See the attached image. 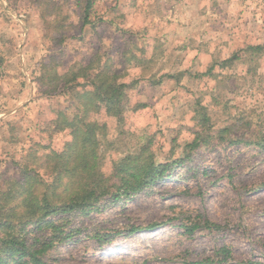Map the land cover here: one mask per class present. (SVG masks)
<instances>
[{
  "label": "rangeland",
  "instance_id": "1",
  "mask_svg": "<svg viewBox=\"0 0 264 264\" xmlns=\"http://www.w3.org/2000/svg\"><path fill=\"white\" fill-rule=\"evenodd\" d=\"M87 1L0 0V191L30 153L39 162L69 137L55 119L78 99L51 68L97 55L131 84L120 111L90 112L105 125L103 170L142 146L172 165L128 195L46 216L57 235L27 224L28 244L51 240L40 264H264V54L208 71L264 44V0Z\"/></svg>",
  "mask_w": 264,
  "mask_h": 264
},
{
  "label": "trees",
  "instance_id": "2",
  "mask_svg": "<svg viewBox=\"0 0 264 264\" xmlns=\"http://www.w3.org/2000/svg\"><path fill=\"white\" fill-rule=\"evenodd\" d=\"M92 3L93 1L88 0L87 6ZM87 20L86 12L84 21ZM263 54L264 44H248L243 48V55L235 52L214 62L208 71L214 65L224 68L237 60L252 65L257 61L255 57ZM47 67L48 64L43 65L44 69ZM179 74L181 76L182 73ZM121 75L113 68L109 58L102 60L99 55L94 61L90 59L62 74L55 70V66L49 71V82L56 85L60 80L65 81L63 87L77 97L78 112L72 116L63 111L58 112L54 126L57 131L68 130L65 134L69 135L62 148H49L48 152L42 154L43 158L39 162L30 153L33 163L27 161L23 164L19 169L20 174L9 181L5 190L0 191V264L41 263L39 256L51 240L41 241L35 238L28 244L21 234L27 224L44 226L50 229V236L57 235L60 225L52 220H45L46 216L84 208L107 195L113 199L128 195L163 179L166 171L171 168L172 162L157 163L151 155L145 156L146 147L142 146L133 154L114 160L109 174L103 170L99 135L104 132L105 125L95 119L90 120L89 116L90 112H99L102 108L106 111L121 110L125 88L131 85L120 81ZM202 117L204 121L208 120L205 114ZM224 131L227 128H223L220 133ZM198 138L199 135L189 146L197 145ZM210 226L218 227V224L212 223ZM153 227L148 226V229Z\"/></svg>",
  "mask_w": 264,
  "mask_h": 264
},
{
  "label": "crops",
  "instance_id": "3",
  "mask_svg": "<svg viewBox=\"0 0 264 264\" xmlns=\"http://www.w3.org/2000/svg\"><path fill=\"white\" fill-rule=\"evenodd\" d=\"M1 31V30H0ZM1 37H2V34H1V32H0V40H1ZM2 44H0V61L2 62V60H3V58L1 57V55L3 56V54L1 53V50H2ZM1 62H0V64H1Z\"/></svg>",
  "mask_w": 264,
  "mask_h": 264
}]
</instances>
